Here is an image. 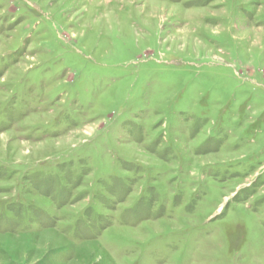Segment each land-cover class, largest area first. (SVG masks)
<instances>
[{
  "label": "rangeland",
  "instance_id": "obj_1",
  "mask_svg": "<svg viewBox=\"0 0 264 264\" xmlns=\"http://www.w3.org/2000/svg\"><path fill=\"white\" fill-rule=\"evenodd\" d=\"M0 264H264V0H0Z\"/></svg>",
  "mask_w": 264,
  "mask_h": 264
}]
</instances>
